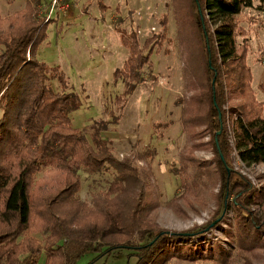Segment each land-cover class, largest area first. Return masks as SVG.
I'll list each match as a JSON object with an SVG mask.
<instances>
[{"label": "rangeland", "instance_id": "374dc122", "mask_svg": "<svg viewBox=\"0 0 264 264\" xmlns=\"http://www.w3.org/2000/svg\"><path fill=\"white\" fill-rule=\"evenodd\" d=\"M27 2L0 0V20L23 11ZM258 4L243 10L235 23L238 54L243 50L247 54L251 87L264 117V11ZM199 5L195 0H41V15L49 24L48 38L37 58L66 73L71 99L67 110L74 126L88 135L100 129L115 156L129 159L140 171L142 184L131 199L144 192V205L151 206L144 216L152 230L188 232L204 228L216 218L223 220L202 237L181 244L169 239L171 254L166 264H206V255L214 256L218 248L228 254L221 260L225 264H264V164L246 166L238 157L232 129L236 117L230 108H239L246 98L232 94L224 107V124L229 128L225 167L229 176L235 175L254 190V198L243 201V207L260 222L258 241L239 228L234 203L240 193H231L226 201L229 208L223 207L224 166L210 126L214 117L210 113L204 41L197 25ZM214 28L208 25L209 32ZM132 31L137 32V62L142 65L134 63L141 79L130 81L135 88L128 95L115 72L130 55L122 33ZM52 84L56 91H62L58 80ZM72 95L78 96V103ZM103 124L106 128L102 129ZM196 173L201 174L198 180ZM116 175L113 169L96 175L82 171V202L92 205L94 199L104 198ZM66 178L65 173L49 168L35 177L34 216L27 235L36 239L37 245H45L38 232L48 216L46 202L68 186ZM128 253L123 250L117 256L96 260L90 255L78 264H137V258L129 259Z\"/></svg>", "mask_w": 264, "mask_h": 264}, {"label": "trees", "instance_id": "16d2710c", "mask_svg": "<svg viewBox=\"0 0 264 264\" xmlns=\"http://www.w3.org/2000/svg\"><path fill=\"white\" fill-rule=\"evenodd\" d=\"M195 2L198 7L199 3L202 5L198 9L197 25L202 31L205 73L210 81V113L214 117L210 126L216 137L219 162L224 166L223 207L229 208L226 201L231 193L242 195L234 203L238 225L243 234L247 232L256 241L260 222L243 207V201L254 198V190L235 175L229 176L225 167L229 128L224 124V107L230 94L246 98L239 108H230L236 117L232 121L235 150L246 166L264 164L262 106L251 87L253 77L247 54L245 50L238 54L235 23V17L245 9H253L255 3L264 11V0ZM40 6L41 0H28L23 11L0 20L5 25L0 23V264H53L55 260L59 264H78L86 256L94 255L96 260L117 256L123 250H128L129 259L137 258V264H166L171 254L169 239L181 244L202 237L216 227L212 224L223 220L216 218L204 228L180 233L154 231L149 227L144 213L151 206L144 205V192L131 199V194L142 184L140 171L129 159L115 156L100 129L88 135L74 126L67 110L71 99L66 73L37 58L40 46L48 38L49 24L41 15ZM209 24L215 27L212 33ZM122 42L130 55L124 66L116 70L115 78L123 81L129 95L135 88L130 81L141 79L133 67L135 62L142 65L137 62V32L122 33ZM55 80L60 82L62 91L54 89ZM72 99L78 103V96L72 95ZM47 168L65 173L68 186L47 200L48 216L38 232L45 245L40 242L37 245V240L27 235L34 216L32 186L35 177ZM110 169L117 175L102 195L104 198L94 199L91 206L82 202L79 197L83 188L82 171L96 175ZM200 177L196 173L195 180ZM182 182L186 188V182ZM120 237L127 240L120 242ZM223 256L228 254L218 248L214 256L206 255V264H225L221 261ZM44 257L45 262L41 263Z\"/></svg>", "mask_w": 264, "mask_h": 264}, {"label": "water", "instance_id": "95a60500", "mask_svg": "<svg viewBox=\"0 0 264 264\" xmlns=\"http://www.w3.org/2000/svg\"><path fill=\"white\" fill-rule=\"evenodd\" d=\"M213 83H214V82H213ZM219 133H220V132H219ZM219 133H218V134H219ZM214 225H215V223H214V224H212V226H214Z\"/></svg>", "mask_w": 264, "mask_h": 264}, {"label": "built area", "instance_id": "2783aa9c", "mask_svg": "<svg viewBox=\"0 0 264 264\" xmlns=\"http://www.w3.org/2000/svg\"><path fill=\"white\" fill-rule=\"evenodd\" d=\"M55 4H58V3H57V1H56V3H55Z\"/></svg>", "mask_w": 264, "mask_h": 264}]
</instances>
